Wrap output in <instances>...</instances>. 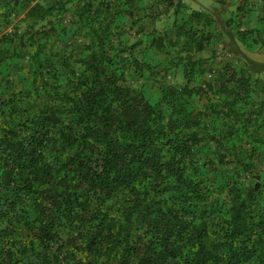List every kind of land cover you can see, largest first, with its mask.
<instances>
[{
    "label": "trees",
    "instance_id": "obj_1",
    "mask_svg": "<svg viewBox=\"0 0 264 264\" xmlns=\"http://www.w3.org/2000/svg\"><path fill=\"white\" fill-rule=\"evenodd\" d=\"M216 1L0 0V264H264V2Z\"/></svg>",
    "mask_w": 264,
    "mask_h": 264
},
{
    "label": "rangeland",
    "instance_id": "obj_2",
    "mask_svg": "<svg viewBox=\"0 0 264 264\" xmlns=\"http://www.w3.org/2000/svg\"><path fill=\"white\" fill-rule=\"evenodd\" d=\"M176 3L180 2L185 4L187 6V9L191 11H197V12H204L211 15L214 14L216 17L220 16L219 9H230V7H222V3H217L216 0H175ZM165 18V17H164ZM165 24V20H162L160 23H158V28L161 29L162 25ZM252 58L264 62V56H259L257 54L250 55Z\"/></svg>",
    "mask_w": 264,
    "mask_h": 264
},
{
    "label": "crops",
    "instance_id": "obj_3",
    "mask_svg": "<svg viewBox=\"0 0 264 264\" xmlns=\"http://www.w3.org/2000/svg\"><path fill=\"white\" fill-rule=\"evenodd\" d=\"M247 2L249 3V6H251V7H254V8H260L261 7V2L258 1V0H247ZM222 7H230L232 9H235V6H232V4H227V3L226 4H222Z\"/></svg>",
    "mask_w": 264,
    "mask_h": 264
},
{
    "label": "clouds",
    "instance_id": "obj_4",
    "mask_svg": "<svg viewBox=\"0 0 264 264\" xmlns=\"http://www.w3.org/2000/svg\"><path fill=\"white\" fill-rule=\"evenodd\" d=\"M264 2V0H262ZM254 54H257L259 56H264V54H260V53H254ZM252 55V54H251ZM254 59V58H253ZM256 60V59H255Z\"/></svg>",
    "mask_w": 264,
    "mask_h": 264
}]
</instances>
